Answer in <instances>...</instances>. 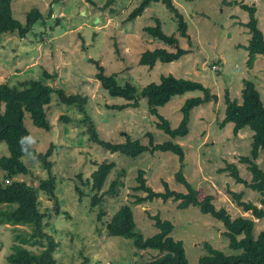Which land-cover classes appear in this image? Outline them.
Segmentation results:
<instances>
[{"label":"rangeland","instance_id":"374dc122","mask_svg":"<svg viewBox=\"0 0 264 264\" xmlns=\"http://www.w3.org/2000/svg\"><path fill=\"white\" fill-rule=\"evenodd\" d=\"M140 1L111 0L106 5L107 0H13L12 14L19 22H25L26 12L32 8L42 12L43 21L36 22L24 37L16 33L0 35V83L12 85L39 79L66 94L87 97L82 112L76 105L61 103L53 92L46 106L49 130L34 126L28 113L25 114L24 125L36 139L32 147L43 153L53 146L46 159L51 166L48 171L37 157H23L29 173L13 177L34 187H38L40 180L55 178L56 199L40 189L37 197L39 210L46 214L44 230L58 242L53 253L56 264H143L158 256L156 249L139 250L129 238L106 234L105 222L125 203L131 207L136 226L144 236L158 231L151 216L170 221L173 225L170 235L183 242L190 264L207 253L205 243L225 254L239 252L229 247L223 223L202 213L197 206L180 209L179 200L172 198L135 201L146 194L134 188L138 169L145 171L146 184L156 192L164 191L163 182L174 191L186 192L184 184L175 178L181 171L199 191V197L211 195L214 206L225 208L231 218L253 219L255 236L264 229V219L243 211L234 193L242 192L241 201L258 207H264V194L235 182L227 170L218 171L231 162L242 178L247 181L251 178L247 165L239 157L249 155L252 131L243 128L239 138L232 132V123L221 127L219 122L224 118L225 91L240 103L244 80L254 83L264 104V56L254 55L251 66L248 65L250 54L244 48L250 38L244 25L248 13L236 4L242 1L256 7L257 25L264 36V0H226L230 4L223 0H172L187 23L192 42L189 45L186 39L178 37L179 45L191 51L175 61H157L151 69L138 64L140 54L158 47L171 49L148 35L144 27L153 26L158 19L163 32L169 35L176 31V22L161 1L151 2L136 18L125 20ZM92 60L99 61L106 74H115L118 83L135 86L137 107L121 110L109 107L126 100L109 95L101 87ZM213 65L218 69L214 70ZM44 71L55 73L56 77L46 79ZM168 74L198 81L217 96L216 100L210 99L190 110L188 133L175 139L156 126L158 118L139 95L143 86ZM201 94L195 90L175 95L157 107L158 114L176 127L185 99ZM85 115L104 141L123 143L129 138L147 145L149 132L155 143L171 140L180 144L183 160L170 151H146L137 157L110 152L89 140L82 122ZM259 151L262 154L254 161L264 169V148ZM8 154L6 143L0 142V156ZM102 161L113 162L114 167L97 191L91 187L90 174ZM2 173L0 169V181ZM112 182H115L113 190L108 191ZM95 193L100 202L93 205L91 198ZM29 231L28 226L15 230L10 224L0 223V264H9L6 256L11 252L14 234L25 235ZM27 247L35 252L41 249L37 245Z\"/></svg>","mask_w":264,"mask_h":264},{"label":"trees","instance_id":"16d2710c","mask_svg":"<svg viewBox=\"0 0 264 264\" xmlns=\"http://www.w3.org/2000/svg\"><path fill=\"white\" fill-rule=\"evenodd\" d=\"M13 0H0V35L6 33H16L24 37L27 32L39 20L43 21V14L37 8H32L26 12L25 22L21 23L12 14L11 3ZM54 2L58 0H53ZM111 0H107L106 5ZM161 1L173 15L176 22V31L167 35L163 32L161 23L156 19L153 26L144 27V31L152 38L169 45L170 49L158 47L152 50L143 51L138 59V64L151 69L157 61L168 63L178 60L181 56L191 51L190 48H182L179 45V38L186 39L189 45L192 44L187 32L188 26L178 8L172 0H141L134 7L125 20L130 21L142 13L145 7L151 2ZM225 3L226 0H223ZM230 4L231 2H227ZM240 7L247 11L248 20L244 25L250 33L249 42L244 48L249 52L247 60L249 66L253 62L254 55L264 56V36L257 25L255 17L256 7L252 4H245L239 1ZM51 12V11H50ZM50 12L48 15H50ZM96 67L95 78L99 80L101 87L111 96L121 97L126 100L123 104L111 105L109 107L121 110L126 107L138 106L137 89L132 84L126 82L118 83L115 74H106L104 67L97 60H92ZM46 79L55 78V73L44 71ZM198 90L201 96L186 98L180 107L181 119L176 127H171L169 122L160 114L157 107L166 104L173 96L182 95L187 91ZM56 92L59 101L67 105H76L78 110L84 112L87 97L81 94H66L62 89H54L39 79H26L9 85L7 82L0 83V142H5L9 154L0 156V169L3 171V180L0 181V223H7L14 227L28 226L30 231L15 233L11 252L6 256L9 264H56L53 255L58 242L54 237L44 230V218L46 214L38 208L37 189L43 190L53 196L55 188V178L53 176L40 180L38 187H34L24 181L14 180L13 177L19 174H28L29 169L23 162V157H29L21 151L19 140L22 136L31 135L24 125L25 114L28 113L34 126L49 130L50 124L46 118V106L49 104L51 94ZM139 95L144 97L152 114L156 115L158 122L156 126L167 134L171 139L177 136H184L188 133L189 112L195 106L208 102L210 99L216 100V94L210 92L208 87L202 83L189 79L178 78L171 74L161 75L158 82H150L143 86ZM242 101L229 97L228 90L224 93L225 110L224 118L219 122L222 127L226 123H232L233 134H237L240 129L249 128L252 134L250 143V153L248 156H240L239 161L245 163L251 174L249 181L242 178L238 168L234 163H227L225 168L219 172L228 171L235 182L243 183L248 188L256 191L264 190V169L260 168L255 159L259 150L264 148V104L260 98L258 90L251 80H244L241 89ZM82 122L85 124L89 140L105 148L110 152L137 157L143 152L170 151L182 161L184 151L180 144L171 140L155 143L151 133H147L148 143L142 144L139 140L126 139L123 143H111L98 137L93 121L85 115ZM52 145L43 153L37 152L34 147L29 151L37 157L49 171L51 163L46 159L50 156ZM113 162L102 161L97 163V167L90 174L91 187L100 190ZM177 181L184 184L186 192L174 191L170 189L166 182H163L164 191L156 192L146 184L145 171L138 169L136 174V190L145 191L144 196H139L135 201L140 202L146 199L161 198L165 201L168 198L179 200L177 207L184 209L190 205L197 206L204 214H209L213 218L221 221L225 227L223 234L228 240L231 249L239 251L236 254H225L219 249L213 248L208 243L204 244L207 253L198 258L194 264H264V229L256 236L254 235V220L244 216L231 218L225 208H216L212 203L213 197L209 194L199 197V191L192 187L184 178L181 171L175 175ZM13 179V180H11ZM115 182H112L110 189L113 190ZM235 201L241 205L243 211H250L251 215L257 219H264V207H258L251 202L241 201L242 192L234 193ZM56 199V198H55ZM92 204L99 203L96 193L91 198ZM264 204V200H263ZM3 206V207H2ZM100 213L98 214V218ZM158 231L151 236H144L137 228L133 219V212L128 204H121L113 215L105 222L106 234L108 236H120L132 240L136 249L145 250L147 248L156 249L159 255L143 264H190L185 255V249L181 240H175L170 232L173 225L168 220H162L157 215L151 216ZM40 246L39 252L27 246ZM84 264V263H83Z\"/></svg>","mask_w":264,"mask_h":264},{"label":"clouds","instance_id":"9594fccd","mask_svg":"<svg viewBox=\"0 0 264 264\" xmlns=\"http://www.w3.org/2000/svg\"><path fill=\"white\" fill-rule=\"evenodd\" d=\"M36 139L33 135H25L22 136L19 140V143L21 145V151L28 155L29 157H33V154L29 151V148L35 144Z\"/></svg>","mask_w":264,"mask_h":264},{"label":"crops","instance_id":"0c3cea01","mask_svg":"<svg viewBox=\"0 0 264 264\" xmlns=\"http://www.w3.org/2000/svg\"><path fill=\"white\" fill-rule=\"evenodd\" d=\"M242 132H243V129H240V130L238 131L237 136L239 135V138H240V136L242 135ZM252 133H253V132H252ZM261 154H262V151H259V157L261 156Z\"/></svg>","mask_w":264,"mask_h":264},{"label":"built area","instance_id":"2783aa9c","mask_svg":"<svg viewBox=\"0 0 264 264\" xmlns=\"http://www.w3.org/2000/svg\"><path fill=\"white\" fill-rule=\"evenodd\" d=\"M212 68H213L214 70H217V69H218V66H217V65H213Z\"/></svg>","mask_w":264,"mask_h":264}]
</instances>
